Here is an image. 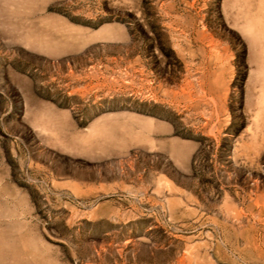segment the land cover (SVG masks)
Here are the masks:
<instances>
[{
  "label": "rangeland",
  "instance_id": "1",
  "mask_svg": "<svg viewBox=\"0 0 264 264\" xmlns=\"http://www.w3.org/2000/svg\"><path fill=\"white\" fill-rule=\"evenodd\" d=\"M0 264H264V0H0Z\"/></svg>",
  "mask_w": 264,
  "mask_h": 264
}]
</instances>
